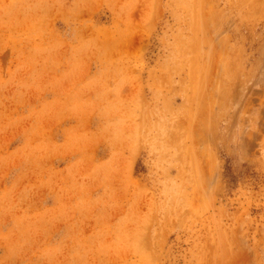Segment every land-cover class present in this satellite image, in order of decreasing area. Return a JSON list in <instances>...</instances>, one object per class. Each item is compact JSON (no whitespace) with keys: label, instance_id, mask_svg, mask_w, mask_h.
Returning <instances> with one entry per match:
<instances>
[{"label":"rangeland","instance_id":"374dc122","mask_svg":"<svg viewBox=\"0 0 264 264\" xmlns=\"http://www.w3.org/2000/svg\"><path fill=\"white\" fill-rule=\"evenodd\" d=\"M0 264H264V0H0Z\"/></svg>","mask_w":264,"mask_h":264}]
</instances>
